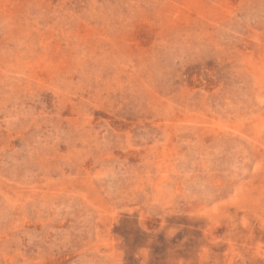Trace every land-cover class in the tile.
Returning <instances> with one entry per match:
<instances>
[{
	"label": "rangeland",
	"instance_id": "obj_1",
	"mask_svg": "<svg viewBox=\"0 0 264 264\" xmlns=\"http://www.w3.org/2000/svg\"><path fill=\"white\" fill-rule=\"evenodd\" d=\"M0 264H264V0H0Z\"/></svg>",
	"mask_w": 264,
	"mask_h": 264
}]
</instances>
